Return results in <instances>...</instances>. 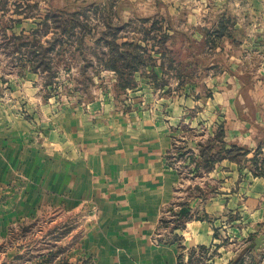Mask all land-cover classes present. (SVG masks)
Segmentation results:
<instances>
[{"label":"crops","instance_id":"0c3cea01","mask_svg":"<svg viewBox=\"0 0 264 264\" xmlns=\"http://www.w3.org/2000/svg\"><path fill=\"white\" fill-rule=\"evenodd\" d=\"M122 3L191 29V43L214 53L205 83H142L143 106L131 111L109 94L44 100L30 72L23 99H0V236L42 218L69 230L74 264H264V246L250 248L264 234V0ZM56 8L68 10L53 0H0V60L20 56L6 49L39 33L47 43L53 32L43 21ZM221 23L224 35L208 38ZM164 71L155 69L159 78ZM12 72L0 66V77ZM220 129L248 161L197 164ZM175 203L189 209L178 222L164 217Z\"/></svg>","mask_w":264,"mask_h":264},{"label":"rangeland","instance_id":"374dc122","mask_svg":"<svg viewBox=\"0 0 264 264\" xmlns=\"http://www.w3.org/2000/svg\"><path fill=\"white\" fill-rule=\"evenodd\" d=\"M53 1L56 7L67 5L68 12H79L82 24L88 25L85 28L80 26L84 34L83 43L80 44L81 41L77 40L78 34L72 35L65 53H52L50 59L44 60L45 63L50 62L51 69L40 67L38 72L32 68L33 64H38L39 58L36 54L31 55L30 51L33 50L34 46L31 44L34 40L42 42V33L37 34L34 40L29 39L32 41L10 44L9 48H5L10 52L16 51L15 47L19 45L24 46L19 51L20 56L0 60V66L13 70L11 75L1 76L0 83L14 84L18 91L12 92L13 88L4 87L3 93L0 92V99H23L26 92L20 84L24 83L30 72L36 74L34 83L43 85L39 95L44 100L76 99L87 102L109 94L116 104L122 105L126 110L129 106L131 111L143 106L141 98L145 94L142 93V83L162 85L178 81V86L188 83L202 86L205 83L210 71L205 65L214 53H210L211 50L203 42L191 43L187 36V33L192 35L191 29L182 32L172 27L171 21L174 19L171 16H164V13L153 10H134L131 5H124L122 0H112L111 9L97 7L96 0ZM187 12L182 14L180 20L186 19ZM49 29L45 27L44 31ZM214 30L212 27L206 33L208 38H217ZM164 35L168 38L163 39ZM111 40L116 44L127 43V46L122 50L113 47L111 51ZM36 49L34 47V51ZM121 52H139L145 59L152 57L146 71H137L130 76L135 85L127 89L121 88L126 79L109 67L113 57ZM122 62L119 60L118 64ZM162 64L165 65V71ZM158 66L164 71L160 78L155 72ZM126 78L130 81L127 74ZM149 92L156 97V90L150 88ZM174 158H171L172 161ZM0 239V264H74V238L69 235V230L48 228L42 218L29 223L23 221L14 226L8 225Z\"/></svg>","mask_w":264,"mask_h":264},{"label":"trees","instance_id":"16d2710c","mask_svg":"<svg viewBox=\"0 0 264 264\" xmlns=\"http://www.w3.org/2000/svg\"><path fill=\"white\" fill-rule=\"evenodd\" d=\"M44 28L47 27L48 29L51 28L53 31V36L50 40L47 41V43H42L39 41H33L32 46L34 47L33 50L30 51L31 55L36 54L39 58L38 64H33V70L38 72L41 68L45 69H51L50 62L45 63L44 60H47L48 58H51V54H58L62 55L65 53V47L67 46L68 42H71L72 35L78 34L77 40H80L82 44L84 40V34H83V28L88 27V25H83L82 21L79 18V12H68V10L63 9H56L49 12L44 21H43ZM80 26H82L80 28ZM79 27V28H78ZM161 28V27H160ZM227 27L224 24H220L218 28H216L214 31H216L218 36L224 35V32L226 31ZM80 30V31H79ZM71 36V37H70ZM168 36L164 35L163 39H167ZM35 39V38H34ZM165 41V40H164ZM163 41V42H164ZM216 43V40H212L211 44L214 46ZM17 45V44H16ZM111 45V51L113 47H117V49L122 50V48H125L127 46V43L124 44H116L115 42L110 41ZM23 45H19L15 47L17 51H21V47ZM56 48V50H55ZM55 50V51H54ZM116 53V52H115ZM41 57V59H40ZM112 58V56H111ZM113 61L109 63V67L116 70V72L120 75V77L125 78L126 80L124 83L121 84L122 89H127L134 84V81L132 77L130 76L137 71H146L149 63L152 62V57H148L145 59L141 53L139 52H132V53H122L118 54L113 57ZM123 61L122 64H118V61ZM162 67L164 68L165 65L162 64ZM126 74L129 76L130 81L127 80ZM247 151L237 147L235 145L231 147H227L225 141H224V131L223 129L218 130L217 134L214 138L210 139L206 144L201 145V150L199 154V160H197V164L202 165L206 169H211L214 167L215 163L217 161H220L224 158H228L232 161H236L238 163H243L248 161L247 157ZM256 166H258V160L255 158H251ZM199 167V165H198ZM258 174H263V172H259ZM179 213H177V217L175 219L176 222L179 221ZM177 226L179 224L177 223ZM238 264H242V260L238 261ZM82 264H89L88 261H84Z\"/></svg>","mask_w":264,"mask_h":264},{"label":"built area","instance_id":"2783aa9c","mask_svg":"<svg viewBox=\"0 0 264 264\" xmlns=\"http://www.w3.org/2000/svg\"><path fill=\"white\" fill-rule=\"evenodd\" d=\"M181 208L182 206H180V204H176V203L173 204L172 206H170L168 209L165 210L164 217L169 220H172V219L174 220L177 217V213H179Z\"/></svg>","mask_w":264,"mask_h":264},{"label":"water","instance_id":"95a60500","mask_svg":"<svg viewBox=\"0 0 264 264\" xmlns=\"http://www.w3.org/2000/svg\"><path fill=\"white\" fill-rule=\"evenodd\" d=\"M189 212V209L187 207H182L180 210L181 214H186ZM264 246V234L260 235L256 238V240L251 244L250 248H253L255 250H259Z\"/></svg>","mask_w":264,"mask_h":264}]
</instances>
